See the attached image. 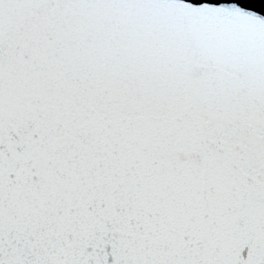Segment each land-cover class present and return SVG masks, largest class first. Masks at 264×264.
I'll list each match as a JSON object with an SVG mask.
<instances>
[{
    "label": "snow or ice",
    "instance_id": "snow-or-ice-1",
    "mask_svg": "<svg viewBox=\"0 0 264 264\" xmlns=\"http://www.w3.org/2000/svg\"><path fill=\"white\" fill-rule=\"evenodd\" d=\"M0 264H264V15L0 0Z\"/></svg>",
    "mask_w": 264,
    "mask_h": 264
},
{
    "label": "water",
    "instance_id": "water-1",
    "mask_svg": "<svg viewBox=\"0 0 264 264\" xmlns=\"http://www.w3.org/2000/svg\"><path fill=\"white\" fill-rule=\"evenodd\" d=\"M184 3L200 6L205 3L219 6L222 4H238L240 7L250 9L264 15V0H183Z\"/></svg>",
    "mask_w": 264,
    "mask_h": 264
}]
</instances>
